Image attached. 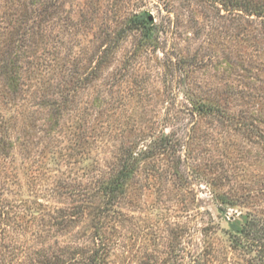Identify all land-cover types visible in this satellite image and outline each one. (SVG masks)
<instances>
[{
    "label": "rangeland",
    "instance_id": "rangeland-1",
    "mask_svg": "<svg viewBox=\"0 0 264 264\" xmlns=\"http://www.w3.org/2000/svg\"><path fill=\"white\" fill-rule=\"evenodd\" d=\"M235 1L0 0V264L257 263L229 230L264 216V12Z\"/></svg>",
    "mask_w": 264,
    "mask_h": 264
},
{
    "label": "trees",
    "instance_id": "trees-1",
    "mask_svg": "<svg viewBox=\"0 0 264 264\" xmlns=\"http://www.w3.org/2000/svg\"><path fill=\"white\" fill-rule=\"evenodd\" d=\"M240 6H245V8L251 12L263 13L264 3L255 2L253 0H245L241 3L240 1H235ZM243 4V5H242ZM131 26L142 30L145 38H152L156 28L154 27L153 19L150 14L146 12L134 13L131 17ZM128 163H125L124 168L120 171L118 175L111 178L107 183H105L102 191L109 193L111 196L115 195L118 190L119 185L122 181L129 175ZM99 229V225L97 226ZM229 236L231 239V246L234 249H244L248 252H256V255L252 259H257L256 264H264V216L254 215L252 213H247L243 215L241 219H233L231 221V229L229 230ZM101 243V240L99 241ZM102 243L96 246L90 251L88 259L94 264H100L102 261V254L104 250L102 249ZM197 264V263H193Z\"/></svg>",
    "mask_w": 264,
    "mask_h": 264
}]
</instances>
